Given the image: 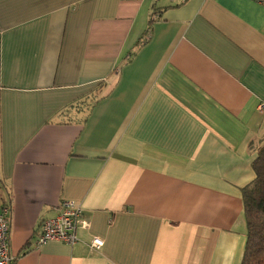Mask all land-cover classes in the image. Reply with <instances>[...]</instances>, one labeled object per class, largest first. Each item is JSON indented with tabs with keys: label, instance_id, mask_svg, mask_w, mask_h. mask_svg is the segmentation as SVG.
I'll return each instance as SVG.
<instances>
[{
	"label": "crops",
	"instance_id": "obj_1",
	"mask_svg": "<svg viewBox=\"0 0 264 264\" xmlns=\"http://www.w3.org/2000/svg\"><path fill=\"white\" fill-rule=\"evenodd\" d=\"M261 103L262 1L0 0L13 264H240ZM64 199L87 226L35 247Z\"/></svg>",
	"mask_w": 264,
	"mask_h": 264
},
{
	"label": "built area",
	"instance_id": "obj_2",
	"mask_svg": "<svg viewBox=\"0 0 264 264\" xmlns=\"http://www.w3.org/2000/svg\"><path fill=\"white\" fill-rule=\"evenodd\" d=\"M264 2V0H259ZM264 103L259 105V109ZM59 213L50 218L42 220L40 232L34 240V246L39 247L50 240H61L68 245L77 242L79 228H85L87 221L84 217L83 208L73 200L64 199L58 204ZM10 206H0V264H13L16 256L12 253L9 241L10 232ZM103 239L93 236L90 247L100 249L103 246Z\"/></svg>",
	"mask_w": 264,
	"mask_h": 264
},
{
	"label": "trees",
	"instance_id": "obj_3",
	"mask_svg": "<svg viewBox=\"0 0 264 264\" xmlns=\"http://www.w3.org/2000/svg\"><path fill=\"white\" fill-rule=\"evenodd\" d=\"M254 148V178L241 189L246 240L240 264H264V139Z\"/></svg>",
	"mask_w": 264,
	"mask_h": 264
},
{
	"label": "rangeland",
	"instance_id": "obj_4",
	"mask_svg": "<svg viewBox=\"0 0 264 264\" xmlns=\"http://www.w3.org/2000/svg\"><path fill=\"white\" fill-rule=\"evenodd\" d=\"M258 144V143H257Z\"/></svg>",
	"mask_w": 264,
	"mask_h": 264
}]
</instances>
